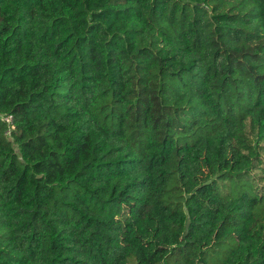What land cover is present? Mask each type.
Returning a JSON list of instances; mask_svg holds the SVG:
<instances>
[{
    "label": "trees",
    "instance_id": "obj_1",
    "mask_svg": "<svg viewBox=\"0 0 264 264\" xmlns=\"http://www.w3.org/2000/svg\"><path fill=\"white\" fill-rule=\"evenodd\" d=\"M0 264H264V0H0Z\"/></svg>",
    "mask_w": 264,
    "mask_h": 264
},
{
    "label": "built area",
    "instance_id": "obj_2",
    "mask_svg": "<svg viewBox=\"0 0 264 264\" xmlns=\"http://www.w3.org/2000/svg\"><path fill=\"white\" fill-rule=\"evenodd\" d=\"M11 116H4L3 120L9 125V129H12L13 127L11 126Z\"/></svg>",
    "mask_w": 264,
    "mask_h": 264
}]
</instances>
